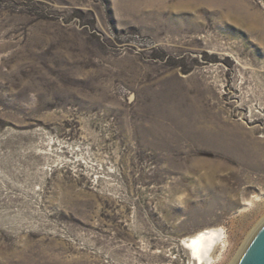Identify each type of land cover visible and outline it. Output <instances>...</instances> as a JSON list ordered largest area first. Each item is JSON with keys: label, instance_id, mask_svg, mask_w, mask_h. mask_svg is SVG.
Segmentation results:
<instances>
[{"label": "rangeland", "instance_id": "374dc122", "mask_svg": "<svg viewBox=\"0 0 264 264\" xmlns=\"http://www.w3.org/2000/svg\"><path fill=\"white\" fill-rule=\"evenodd\" d=\"M264 225V0H0V264H236Z\"/></svg>", "mask_w": 264, "mask_h": 264}, {"label": "bare ground", "instance_id": "6f19581e", "mask_svg": "<svg viewBox=\"0 0 264 264\" xmlns=\"http://www.w3.org/2000/svg\"><path fill=\"white\" fill-rule=\"evenodd\" d=\"M223 240L224 233L222 230L207 229L191 238L185 239L184 246L192 252L193 258L199 261V264H211ZM243 253L240 254V258ZM240 258L237 259L236 264L239 262Z\"/></svg>", "mask_w": 264, "mask_h": 264}, {"label": "water", "instance_id": "95a60500", "mask_svg": "<svg viewBox=\"0 0 264 264\" xmlns=\"http://www.w3.org/2000/svg\"><path fill=\"white\" fill-rule=\"evenodd\" d=\"M237 264H264V225L251 239Z\"/></svg>", "mask_w": 264, "mask_h": 264}]
</instances>
